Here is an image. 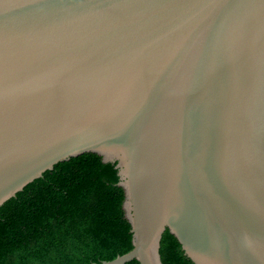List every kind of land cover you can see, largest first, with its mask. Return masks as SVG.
<instances>
[{
  "label": "water",
  "instance_id": "95a60500",
  "mask_svg": "<svg viewBox=\"0 0 264 264\" xmlns=\"http://www.w3.org/2000/svg\"><path fill=\"white\" fill-rule=\"evenodd\" d=\"M116 164L133 250L264 264V0H0V208Z\"/></svg>",
  "mask_w": 264,
  "mask_h": 264
},
{
  "label": "trees",
  "instance_id": "16d2710c",
  "mask_svg": "<svg viewBox=\"0 0 264 264\" xmlns=\"http://www.w3.org/2000/svg\"><path fill=\"white\" fill-rule=\"evenodd\" d=\"M120 182L98 154L56 165L0 208V264H103L130 253ZM160 253L163 264H194L169 230Z\"/></svg>",
  "mask_w": 264,
  "mask_h": 264
}]
</instances>
